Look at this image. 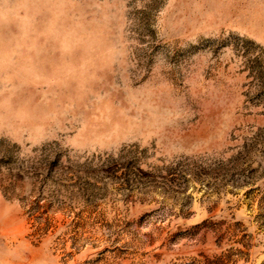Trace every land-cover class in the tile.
<instances>
[{
	"label": "rangeland",
	"instance_id": "374dc122",
	"mask_svg": "<svg viewBox=\"0 0 264 264\" xmlns=\"http://www.w3.org/2000/svg\"><path fill=\"white\" fill-rule=\"evenodd\" d=\"M0 264H264V0H0Z\"/></svg>",
	"mask_w": 264,
	"mask_h": 264
}]
</instances>
